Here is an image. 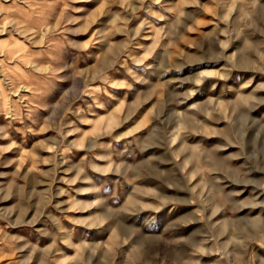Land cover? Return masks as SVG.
<instances>
[{"label": "rangeland", "instance_id": "obj_1", "mask_svg": "<svg viewBox=\"0 0 264 264\" xmlns=\"http://www.w3.org/2000/svg\"><path fill=\"white\" fill-rule=\"evenodd\" d=\"M0 264H264V0H0Z\"/></svg>", "mask_w": 264, "mask_h": 264}]
</instances>
